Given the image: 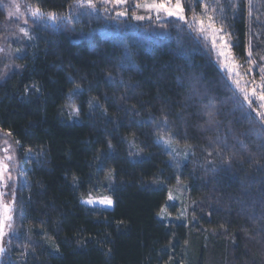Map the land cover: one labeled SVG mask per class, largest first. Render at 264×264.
<instances>
[{
    "label": "trees",
    "instance_id": "trees-1",
    "mask_svg": "<svg viewBox=\"0 0 264 264\" xmlns=\"http://www.w3.org/2000/svg\"><path fill=\"white\" fill-rule=\"evenodd\" d=\"M24 1L57 19L25 37L0 0L12 56L0 66V133L18 163L2 264H264V108L249 106L198 30L136 20L144 0ZM181 3L189 23H208L209 5L240 76L260 85L264 0H251V16L249 0ZM160 137L192 153L181 161Z\"/></svg>",
    "mask_w": 264,
    "mask_h": 264
},
{
    "label": "snow or ice",
    "instance_id": "snow-or-ice-1",
    "mask_svg": "<svg viewBox=\"0 0 264 264\" xmlns=\"http://www.w3.org/2000/svg\"><path fill=\"white\" fill-rule=\"evenodd\" d=\"M77 4L81 7L84 8H92L94 9L96 7V4L94 0H76ZM105 2H109V0H105ZM113 3L115 4H124L127 2V0H112ZM196 3L199 4V0H196ZM27 7L30 10L31 16L33 17H38L43 19L45 16L49 20H56L57 15L54 12H49L45 13L42 8L38 5L33 6V5H27ZM209 5L204 4L203 8L205 9V15L208 20L207 28L213 29V31H216L214 29V18L212 15L207 14V9ZM135 8L140 9L144 8L149 11L155 10L157 12L156 19H160L159 13L161 11L165 12L169 17H175L177 18L178 21H183L186 24H189V27L192 28L194 31L198 30L200 32H205L207 28L205 27L204 24V19L203 18H197L193 17V23H189L185 16V8L184 5L181 3V0H175V3H171V0H162V2H153L150 3H137L135 4ZM222 10V6H221ZM20 12V5L19 4H13L10 7V10L8 11L7 15L8 17H14L17 16ZM118 16H125L128 15L127 10L121 11L117 13ZM133 16L136 20H144L146 17L145 16H140V15H135L133 13ZM249 16H251V0H249ZM25 24H27V20L24 21ZM196 25H199V28L197 29ZM19 31L23 33L25 37H29V32L26 30L24 27H20ZM227 47V45H225ZM3 49L0 48V52H2ZM19 51V50H17ZM223 54V53H221ZM252 55L251 49H249V56ZM264 59V58H262ZM261 84L257 85L251 90V96L252 97H257L258 100L260 101V107L264 108V68H261ZM77 89L80 88L79 85L76 86ZM257 88L260 89L259 93H257ZM75 89L73 92L75 93ZM245 100L248 101L249 106L253 104L252 98L246 93L245 94ZM71 108L72 113L78 115L79 114V109L74 105H69ZM209 117L212 116V113H208ZM258 115L261 116V124L264 125V112H259ZM163 123H167V120L165 119ZM11 133H9L10 135ZM161 140H163L164 144L168 145L170 144V140L164 139V137H160ZM17 143H19L17 141ZM109 147H111V144H109ZM29 151H31L29 149ZM13 160V157L10 155H6L3 159H0V257L5 256L7 252L6 244L9 243L10 241L6 240V238L9 236L10 233H13V223H14V217H13V211L15 209V204H16V193L15 190L12 188L11 184L9 183L10 181L13 180V177L11 175V172L9 170V163L8 161ZM259 163V161H256ZM169 199H172L171 196H169ZM87 203L91 204L93 201L91 199L86 201ZM100 203L103 204H111L112 201L110 199H105L101 200ZM58 251V249H57Z\"/></svg>",
    "mask_w": 264,
    "mask_h": 264
},
{
    "label": "rangeland",
    "instance_id": "rangeland-1",
    "mask_svg": "<svg viewBox=\"0 0 264 264\" xmlns=\"http://www.w3.org/2000/svg\"><path fill=\"white\" fill-rule=\"evenodd\" d=\"M4 2L7 4V13L10 10V7L13 4H19L20 5V12L17 16L14 17H10V19L12 20H16L18 21L20 24L24 25V28H26V30L28 31V27H32L35 25H39V24H45V23H49V19L47 18V16H45L43 19L38 18V17H33L31 16L30 10L27 7V5H29L28 3H26L24 0H4ZM153 2V0H144L143 3H150ZM155 2H162V0H155ZM171 3H175V0H171ZM125 4V3H124ZM119 5H123V4H119ZM139 15L140 16H145L146 18L144 20L150 19L151 17H156L157 16V12L155 10L149 11L147 9L144 8H140L139 9ZM160 18H175V17H169L165 12L161 11L159 13ZM177 19V18H175ZM27 20V24L24 23V21ZM205 27L207 28V24L208 23H204ZM197 29L199 28V25H196ZM216 31H213V29L211 28H207V30L205 32H199L200 36L205 38L208 43L209 46L214 54V57L216 58V61L219 65V67L221 68V70L228 76V78L230 80H232L234 86L242 92V94L245 96V94L247 93L252 100H254L255 102L258 101L257 97H252L251 96V90L254 87H250L247 83V79L244 78V76H240V69H239V65L232 53V49H231V43L229 41V38L227 36H224L220 30L218 28H215ZM12 37H16V40H20L21 39V34L18 32H14ZM227 45V47L225 46ZM0 48L3 49L2 52H0V66L1 68L6 66V63L8 64L9 60L11 59V52L9 49V46H6L4 44H0ZM223 53V54H221ZM258 93V91H257ZM170 144L167 145V147L169 148V150L171 151V153L173 154L174 157H177L178 159L181 158V161L186 160L188 158V156L190 155V153H192L191 148L188 147H183V146H179L174 144V146L172 145L170 148ZM6 155H10L13 157V160L8 161L9 163V170L11 172V175L13 177V180L10 181L9 183L11 184L12 188L14 189L15 184L18 181V170H17V156H16V148L14 146V144L10 141V139L5 136L4 134L0 133V159H3ZM175 193H177V195H175ZM173 194H171V201L175 202V201H179L182 191L181 190H177V192H175ZM91 199L93 201V203L89 204L86 201ZM105 199H110L109 197H90L88 199L83 200V203L87 206H91V207H101V208H105V209H113V201L112 203L109 204H103L100 203L101 200H105ZM160 217L166 221H171L173 219H176L175 216H172L170 214H168L165 210L161 213ZM179 217H184V210L182 209V211L179 212ZM12 235V233L9 234L8 238ZM6 238V240L8 239ZM7 255V253H6ZM5 255V256H6ZM0 257V264L3 263L4 257Z\"/></svg>",
    "mask_w": 264,
    "mask_h": 264
},
{
    "label": "flooded vegetation",
    "instance_id": "flooded-vegetation-1",
    "mask_svg": "<svg viewBox=\"0 0 264 264\" xmlns=\"http://www.w3.org/2000/svg\"><path fill=\"white\" fill-rule=\"evenodd\" d=\"M7 253V252H6ZM6 255V254H5Z\"/></svg>",
    "mask_w": 264,
    "mask_h": 264
}]
</instances>
